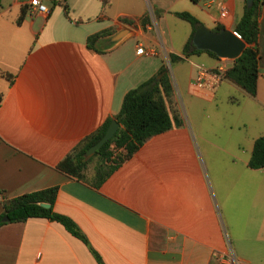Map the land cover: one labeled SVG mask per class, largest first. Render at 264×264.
Masks as SVG:
<instances>
[{
	"label": "crops",
	"instance_id": "1",
	"mask_svg": "<svg viewBox=\"0 0 264 264\" xmlns=\"http://www.w3.org/2000/svg\"><path fill=\"white\" fill-rule=\"evenodd\" d=\"M148 1L150 28V17L142 22ZM148 1L64 0L50 3L47 15L26 7L17 23L25 0H1L0 67L14 76L0 75V214L9 197L57 185L53 208L70 216L86 241L50 218L8 221L0 225V264H222L216 256L226 237L239 264H264V167L247 164L254 139L264 134V0L255 95L228 78L206 76L196 87L198 65L213 68L221 59L185 54L192 26L183 33L175 21L176 43L168 19L183 20L174 11L187 10L209 27L233 30L246 0ZM138 43L158 53L138 54ZM170 53L181 60L171 65L173 99L182 116L184 100L188 120L147 137L98 186L57 168ZM221 112L233 120L225 135L203 121Z\"/></svg>",
	"mask_w": 264,
	"mask_h": 264
},
{
	"label": "trees",
	"instance_id": "2",
	"mask_svg": "<svg viewBox=\"0 0 264 264\" xmlns=\"http://www.w3.org/2000/svg\"><path fill=\"white\" fill-rule=\"evenodd\" d=\"M102 1L104 4L107 2V0ZM259 7L260 0H253L252 5L244 7L242 14L235 22L233 30L240 34L246 46L238 56L229 59V64L224 71V78L234 81L251 95H255L257 88L258 48L256 40L259 29ZM25 11L26 5L21 7L16 17L17 23H20ZM174 14L188 21L192 26L191 33L184 44L185 54L207 51L220 58L209 49L196 48L191 42L194 29L202 24L194 14L187 10L174 11ZM147 20H149L148 14L142 17V22ZM222 27L224 26L221 23H216L212 28L219 30ZM100 33L102 31L88 35L87 41L93 42ZM169 56L171 61L177 58L174 53H170ZM0 75L12 81L14 73L0 67ZM2 95L0 91V103ZM113 118L119 123L115 132L86 157L85 150L103 135ZM183 123L184 117L173 99L172 82L164 65H161L157 73L130 87L123 95L119 110L108 115L94 130L79 139L57 162L56 166L72 176L86 179L98 186L129 159L147 137ZM247 164L253 168L264 167V134L254 139ZM89 171L90 176L87 174ZM57 189V185H52L9 197L3 202L0 225L8 221H22L28 217H46L60 222L73 235L86 241L77 223L70 216L53 208ZM40 201L49 202L50 205L43 206L39 203ZM4 215L7 216V220L2 219ZM93 252L100 260V256L94 249Z\"/></svg>",
	"mask_w": 264,
	"mask_h": 264
},
{
	"label": "built area",
	"instance_id": "3",
	"mask_svg": "<svg viewBox=\"0 0 264 264\" xmlns=\"http://www.w3.org/2000/svg\"><path fill=\"white\" fill-rule=\"evenodd\" d=\"M50 3H58L63 4L64 0H25V5L27 7V11L31 14H41L47 15L50 11ZM149 17L152 19L151 22L147 23V27L150 28L152 26V21L154 20V11L151 7L149 1L147 2ZM152 13V14H151ZM219 13L221 16H225L228 13L227 7L223 4H219ZM136 53L145 54V55H155L158 50L154 45H146L144 43H138L135 48ZM219 63L213 68H207L202 65H198V69L196 73L192 77V83L196 87H200L205 83L206 76L213 78L215 81H219L224 78V71L228 66L226 60L228 58L220 57ZM163 65L166 69V72L173 82V75L171 70V60L169 54H165L163 56ZM2 196L0 194V200ZM227 240V248L223 251H219L216 256V260L222 264H239L238 257L234 254L232 247L230 246L229 240Z\"/></svg>",
	"mask_w": 264,
	"mask_h": 264
},
{
	"label": "water",
	"instance_id": "4",
	"mask_svg": "<svg viewBox=\"0 0 264 264\" xmlns=\"http://www.w3.org/2000/svg\"><path fill=\"white\" fill-rule=\"evenodd\" d=\"M252 3L253 0H246V6L252 5ZM191 42L196 48L209 49L217 56L228 59H233L238 56L246 46V42L237 31L225 26L219 30H215L203 23L194 29ZM118 126V121L115 118L111 119L103 135L85 150L84 155L86 157L91 155L115 132ZM39 203L43 206L50 205L46 201H40ZM2 219L7 220V216L4 215Z\"/></svg>",
	"mask_w": 264,
	"mask_h": 264
},
{
	"label": "rangeland",
	"instance_id": "5",
	"mask_svg": "<svg viewBox=\"0 0 264 264\" xmlns=\"http://www.w3.org/2000/svg\"><path fill=\"white\" fill-rule=\"evenodd\" d=\"M168 19H169V24L171 26V29L173 31V38L177 43L180 41V38H181V36H180L181 27L177 26L175 21H178V22L180 21V23H183V33L185 31H187L191 25L188 21H186L184 19L181 20V19L175 18L173 16L169 17ZM176 29H177V32H176ZM174 32H176V33H174ZM186 58L183 57V72L184 73H187V69L189 66V60ZM179 61H181V60H179V59H177L176 61L173 60L171 62L172 63L171 65L173 66L174 63L179 62ZM227 63L229 64V62H227ZM179 103H180V108H181L182 114L187 121L188 120V113H187V108H185V105H184V100L179 99ZM224 105H226V104H224V103L220 104V108H223ZM203 121L207 122L208 124H211V126H213L215 129L220 130L223 135H225L227 133L225 131H228L226 128V125L233 122V120L231 119L230 113H226V112H221L219 115H217V118L214 121H212V119H210L209 117L205 118Z\"/></svg>",
	"mask_w": 264,
	"mask_h": 264
}]
</instances>
